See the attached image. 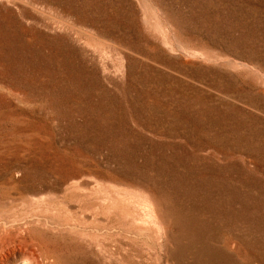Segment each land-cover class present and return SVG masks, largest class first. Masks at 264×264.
<instances>
[{
    "label": "rangeland",
    "instance_id": "obj_1",
    "mask_svg": "<svg viewBox=\"0 0 264 264\" xmlns=\"http://www.w3.org/2000/svg\"><path fill=\"white\" fill-rule=\"evenodd\" d=\"M50 213L56 264H264V0H0V217Z\"/></svg>",
    "mask_w": 264,
    "mask_h": 264
},
{
    "label": "bare ground",
    "instance_id": "obj_2",
    "mask_svg": "<svg viewBox=\"0 0 264 264\" xmlns=\"http://www.w3.org/2000/svg\"><path fill=\"white\" fill-rule=\"evenodd\" d=\"M42 186L47 189L51 188V186L49 185H46V186L42 185ZM71 188H72L71 185L66 187L64 190L65 194H69V193L72 194L73 190ZM62 196L65 197V195H62ZM56 215L59 216L60 220L64 218V221L66 222H56V218L54 217ZM42 216L43 214L42 215L36 214L32 218H30V219L38 220L39 223L37 226H35L28 219H25V218L10 219V216L0 217V264H24L26 263V260L23 261L21 260V258L24 256V254L27 253V251H29L28 252L29 254H27L26 256H29L31 258L33 256L34 258V255H33L34 252L32 253V250L34 249H37V250L42 249L45 252H47L46 256L43 258V264H45V262L47 261H51L50 264H56L55 259L51 260L49 259V256L51 254L57 253V250L52 248L54 252H48V250H45L44 248H42L44 246L45 239L41 237L42 239L40 241V239L34 235H32V237H29L30 232H32L33 226L37 227L39 231H41L42 226H44L45 229H49V226H50L52 227L50 229L51 231H56L55 233L60 234L62 232L60 230L69 228V226L72 227V225H70L69 223L71 218L69 219V215L67 213L64 217L62 215H59V213L53 214V215L50 213L49 215L47 214L41 220ZM26 231H28L29 233L28 236H24V233ZM44 255L45 254H43V256Z\"/></svg>",
    "mask_w": 264,
    "mask_h": 264
}]
</instances>
